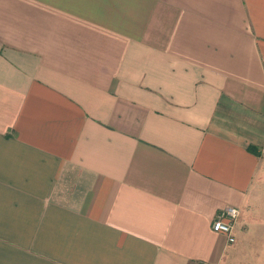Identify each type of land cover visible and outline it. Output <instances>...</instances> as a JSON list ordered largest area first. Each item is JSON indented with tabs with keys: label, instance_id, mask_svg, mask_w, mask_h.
I'll return each mask as SVG.
<instances>
[{
	"label": "crops",
	"instance_id": "obj_1",
	"mask_svg": "<svg viewBox=\"0 0 264 264\" xmlns=\"http://www.w3.org/2000/svg\"><path fill=\"white\" fill-rule=\"evenodd\" d=\"M0 264H264V0H0Z\"/></svg>",
	"mask_w": 264,
	"mask_h": 264
},
{
	"label": "built area",
	"instance_id": "obj_2",
	"mask_svg": "<svg viewBox=\"0 0 264 264\" xmlns=\"http://www.w3.org/2000/svg\"><path fill=\"white\" fill-rule=\"evenodd\" d=\"M239 216V209L236 207H227L220 211L211 224V229L215 232L225 234L229 242L234 240L232 236V227Z\"/></svg>",
	"mask_w": 264,
	"mask_h": 264
},
{
	"label": "trees",
	"instance_id": "obj_3",
	"mask_svg": "<svg viewBox=\"0 0 264 264\" xmlns=\"http://www.w3.org/2000/svg\"><path fill=\"white\" fill-rule=\"evenodd\" d=\"M249 150L255 151V147L254 146H249Z\"/></svg>",
	"mask_w": 264,
	"mask_h": 264
}]
</instances>
